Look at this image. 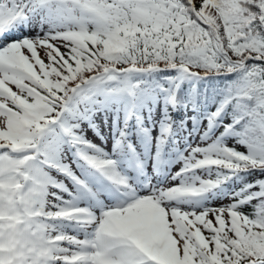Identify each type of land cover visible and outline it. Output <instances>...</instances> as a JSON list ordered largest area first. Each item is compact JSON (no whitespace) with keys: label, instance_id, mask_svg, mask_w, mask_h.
Returning a JSON list of instances; mask_svg holds the SVG:
<instances>
[{"label":"snow or ice","instance_id":"snow-or-ice-1","mask_svg":"<svg viewBox=\"0 0 264 264\" xmlns=\"http://www.w3.org/2000/svg\"><path fill=\"white\" fill-rule=\"evenodd\" d=\"M0 264H264V0H0Z\"/></svg>","mask_w":264,"mask_h":264},{"label":"rangeland","instance_id":"rangeland-1","mask_svg":"<svg viewBox=\"0 0 264 264\" xmlns=\"http://www.w3.org/2000/svg\"><path fill=\"white\" fill-rule=\"evenodd\" d=\"M90 138H91V134H90Z\"/></svg>","mask_w":264,"mask_h":264}]
</instances>
